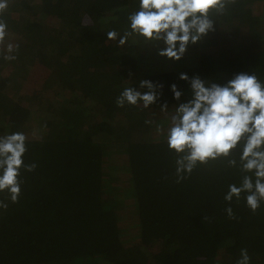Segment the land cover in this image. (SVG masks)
Segmentation results:
<instances>
[{"label":"trees","instance_id":"trees-1","mask_svg":"<svg viewBox=\"0 0 264 264\" xmlns=\"http://www.w3.org/2000/svg\"><path fill=\"white\" fill-rule=\"evenodd\" d=\"M138 9L139 0H10L6 40L19 47L14 60L0 48V136L34 125L23 159L36 168L21 169L16 202L0 193L8 205L0 208V264H236L241 249L250 264H264V203L253 212L246 194L224 200L242 180L224 158L177 183L160 109L191 98L181 74L223 84L255 72L264 81V0L228 5L213 15V32L157 68L162 42L107 39L128 30ZM142 80L162 85L156 104L118 107L123 89Z\"/></svg>","mask_w":264,"mask_h":264},{"label":"clouds","instance_id":"clouds-1","mask_svg":"<svg viewBox=\"0 0 264 264\" xmlns=\"http://www.w3.org/2000/svg\"><path fill=\"white\" fill-rule=\"evenodd\" d=\"M9 3L10 0H0V48L8 53L5 60H14L13 53L19 45L5 44L9 32L3 16ZM234 3L236 0H139V9L127 18L129 29L123 34L109 31L107 39L118 40L121 46L132 38L137 45L162 42L163 48L157 54L177 62L189 45L197 44L215 30L213 15H223L227 6ZM179 79L189 83L191 98L178 103L171 112L166 102L160 106L168 118V149L177 155L176 182L187 179L198 164L224 158L227 167L237 168L242 174L240 185H229L224 200L231 203L233 198L238 201L241 194H246V205L255 212L264 203V81L255 72L237 73L223 84L198 76L189 79L187 74H181ZM161 88L162 85L142 80L136 87H125L116 105H142L147 109L160 99ZM170 91L173 99L180 101L183 93L175 84ZM163 131V125H158L157 132ZM26 141L23 132L0 136V193L7 191L13 203L21 192V169L32 172L36 168L35 163L24 162ZM237 149L238 159L232 156ZM7 206L0 201V208ZM225 211L230 219L235 218L231 207ZM236 264H250L247 249H241Z\"/></svg>","mask_w":264,"mask_h":264},{"label":"rangeland","instance_id":"rangeland-1","mask_svg":"<svg viewBox=\"0 0 264 264\" xmlns=\"http://www.w3.org/2000/svg\"><path fill=\"white\" fill-rule=\"evenodd\" d=\"M227 23H229V22H227ZM13 39H8V40H6L5 41V44H7V43H12L13 41H12ZM239 41V40H238ZM235 42L236 41H233V40H230V42H229V44H228V48L229 49H231V48H233L234 47V45H235ZM221 47H222V45H220ZM157 54V53H156ZM154 55V58H153V60H152V62H156V68H157V65H158V63L159 62H162L161 60H163V62H164V64L165 65H169V64H171L170 63V60H168V59H157V55ZM159 56V55H158ZM160 57V56H159ZM163 66V64L161 63V66H160V68ZM20 72H17V74L16 75H18ZM16 75H9V79H10V81H11V83H13V82H15L16 80H15V76ZM22 75V74H21ZM19 76V75H18ZM23 76H25V74H23ZM14 78V79H13ZM11 79H13V80H11ZM11 86H13V87H15V85L14 84H11ZM11 87L9 86V89H10ZM12 89V88H11ZM12 90H14V89H12ZM47 93V92H46ZM44 94L47 98H45V99H47V100H49L48 98L51 96V94H49V93H47V94ZM44 95H43V97H44ZM31 123H29L28 124V127H27V129H26V132H25V134L26 135H28V134H31V132H33V133H37L36 131H35V127H34V125H30Z\"/></svg>","mask_w":264,"mask_h":264}]
</instances>
